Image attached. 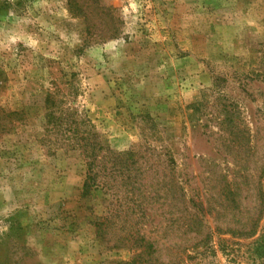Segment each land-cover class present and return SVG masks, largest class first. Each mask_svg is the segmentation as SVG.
<instances>
[{"label":"rangeland","instance_id":"obj_1","mask_svg":"<svg viewBox=\"0 0 264 264\" xmlns=\"http://www.w3.org/2000/svg\"><path fill=\"white\" fill-rule=\"evenodd\" d=\"M260 188L264 0H0V264H264Z\"/></svg>","mask_w":264,"mask_h":264},{"label":"trees","instance_id":"obj_2","mask_svg":"<svg viewBox=\"0 0 264 264\" xmlns=\"http://www.w3.org/2000/svg\"><path fill=\"white\" fill-rule=\"evenodd\" d=\"M85 121H89V120L86 119ZM80 122L82 124L83 121L80 119ZM56 126H60V124H56ZM83 140H85V138H83ZM83 147H86V146L83 144ZM92 155H93L92 152H91V154H90V152L89 153L87 152V156H85V158H86L85 162H86V166H87V173H86V178H85V182H84L85 190H90L94 186L98 185V181H99L98 180V173H97L98 170H96L99 164H98L96 156H92ZM170 161L173 162L174 160L170 159ZM114 165H116V164H114ZM180 192L183 195L185 194L184 188L181 186H180ZM231 193H234V192L231 191ZM183 195H182V197H183ZM257 196L260 199V202H259V205L257 207L256 217L254 216V218H251L250 221H248V222L247 221L243 222V223L235 222L236 226L233 228H228L229 231H231L232 233H237L239 235H251L252 233L255 232V230L258 226V220H260V217L262 215L263 206H264V198H263L264 193H263V190L261 188L258 189ZM230 200L233 201V198H231ZM204 239L205 238H202L199 241H203ZM262 242H264V236H263ZM262 244H264V243H262ZM260 245L261 244H259V246Z\"/></svg>","mask_w":264,"mask_h":264}]
</instances>
